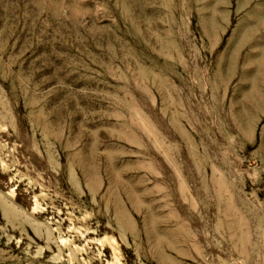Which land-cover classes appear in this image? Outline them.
<instances>
[{
    "label": "rangeland",
    "instance_id": "374dc122",
    "mask_svg": "<svg viewBox=\"0 0 264 264\" xmlns=\"http://www.w3.org/2000/svg\"><path fill=\"white\" fill-rule=\"evenodd\" d=\"M0 264H264V0H0Z\"/></svg>",
    "mask_w": 264,
    "mask_h": 264
}]
</instances>
